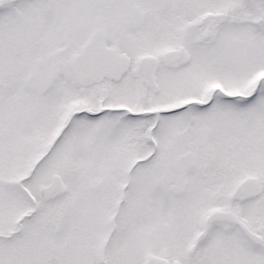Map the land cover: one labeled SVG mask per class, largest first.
Returning a JSON list of instances; mask_svg holds the SVG:
<instances>
[{
    "label": "snow or ice",
    "instance_id": "obj_1",
    "mask_svg": "<svg viewBox=\"0 0 264 264\" xmlns=\"http://www.w3.org/2000/svg\"><path fill=\"white\" fill-rule=\"evenodd\" d=\"M0 264H264V0H0Z\"/></svg>",
    "mask_w": 264,
    "mask_h": 264
}]
</instances>
